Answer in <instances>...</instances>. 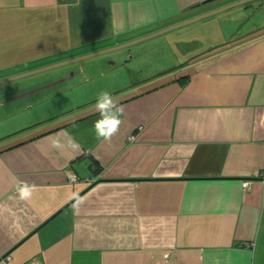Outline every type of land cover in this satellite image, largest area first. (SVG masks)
I'll list each match as a JSON object with an SVG mask.
<instances>
[{
	"label": "crops",
	"instance_id": "crops-1",
	"mask_svg": "<svg viewBox=\"0 0 264 264\" xmlns=\"http://www.w3.org/2000/svg\"><path fill=\"white\" fill-rule=\"evenodd\" d=\"M205 1L0 0V80L65 61L0 98V264H264V0Z\"/></svg>",
	"mask_w": 264,
	"mask_h": 264
},
{
	"label": "clouds",
	"instance_id": "clouds-1",
	"mask_svg": "<svg viewBox=\"0 0 264 264\" xmlns=\"http://www.w3.org/2000/svg\"><path fill=\"white\" fill-rule=\"evenodd\" d=\"M95 110L99 113V119L93 122L95 138L110 144L123 123L122 117L124 116L125 108L113 98L110 92L103 91L96 98ZM51 146L57 149L69 147L73 150H80V144L72 138H69L66 144L59 137L53 138ZM69 179L74 180L75 178L70 175ZM34 188V185L20 182L16 191L21 200H28L33 195Z\"/></svg>",
	"mask_w": 264,
	"mask_h": 264
},
{
	"label": "rangeland",
	"instance_id": "rangeland-1",
	"mask_svg": "<svg viewBox=\"0 0 264 264\" xmlns=\"http://www.w3.org/2000/svg\"><path fill=\"white\" fill-rule=\"evenodd\" d=\"M221 12H223V11H221ZM224 15L225 14H223L221 16L224 18L225 17ZM120 52H122V51H120V49H113V50L104 52L103 54L100 53V54H97V55H94V56H91V57H86V58H83V59H79L75 63L76 64H83L85 62H89V61L92 60L91 61L92 63L98 64L100 66V68L102 70H104V72H106V73H108V70H110L112 73H116L117 72L118 75L123 72L126 75L129 74V76H130L131 73H127L126 72L127 71V67H129V65L124 67V59H126L127 55H126V53H120ZM128 57L129 56H127V59H129ZM111 62H113V63H111ZM144 63H146L145 59L140 58V57H135V60L131 63V66H133V68L135 70H137V67L143 66ZM71 64H74V63H71ZM47 70H51V69H46V70H43V71L48 72ZM103 77H106V76H103ZM33 78H36V77H33ZM94 78H96V79H95V81H93L92 84H97L100 80H102V78H100L99 76H96ZM12 82L9 81L7 83L5 81V82L0 83V98L1 97H5V96H9L11 94V91L12 92L14 91L13 89L15 88L14 87L15 85L9 84V83H12Z\"/></svg>",
	"mask_w": 264,
	"mask_h": 264
},
{
	"label": "water",
	"instance_id": "water-1",
	"mask_svg": "<svg viewBox=\"0 0 264 264\" xmlns=\"http://www.w3.org/2000/svg\"><path fill=\"white\" fill-rule=\"evenodd\" d=\"M206 1H211V0H206ZM206 1H205V2H206ZM215 11H219V10H215ZM215 11H212V12L210 11V12H207V13L201 14V15H199V16H197V17H194V18H191V19H189V20H187V21H185V22H183V23H188V22L194 21V20H196V19L202 18V17H204V16H208V15H210V14H213ZM178 25H181V24H178ZM172 27L174 28V26H172ZM137 41H139V40H137ZM132 43H133V42H132ZM109 49H111V48H109ZM104 51H106V50H100V51H96V52L88 53V54H85V55L79 56V57H77V58H73V59H74L73 61H76V60H79V59H83V58H86V57H91V56H93V55L100 54V53H102V52H104ZM63 63H65V61H63V62H59V63H56V64H52V65H48V66H45V67H42V68H39V69L31 70V71H28V72H24V73H21V74L19 73L18 75L11 76V77H8V78H5V79L0 80V83L5 82V81L8 82V80H12V79H15V78H19V77L27 76V75H30L31 73L33 74V73H36V72H39V71H43V70H46V69H50V68H53V67L59 66V65H61V64H63Z\"/></svg>",
	"mask_w": 264,
	"mask_h": 264
},
{
	"label": "built area",
	"instance_id": "built-area-1",
	"mask_svg": "<svg viewBox=\"0 0 264 264\" xmlns=\"http://www.w3.org/2000/svg\"><path fill=\"white\" fill-rule=\"evenodd\" d=\"M73 177H74V176H73ZM74 178H75V177H74ZM71 180H73V179H71ZM74 180H75V179H74ZM243 184H244V187H245V188H246L247 185H248V184H247V181H244Z\"/></svg>",
	"mask_w": 264,
	"mask_h": 264
}]
</instances>
